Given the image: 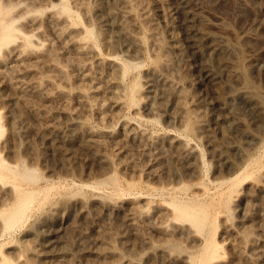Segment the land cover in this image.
I'll return each instance as SVG.
<instances>
[{
	"label": "rangeland",
	"instance_id": "rangeland-1",
	"mask_svg": "<svg viewBox=\"0 0 264 264\" xmlns=\"http://www.w3.org/2000/svg\"><path fill=\"white\" fill-rule=\"evenodd\" d=\"M9 1L23 4L18 23L34 33L33 72L22 79L50 81L51 91L59 85L72 94L50 99L19 90L9 78L10 60L2 56L7 49L0 52V154L21 170H35L27 180L5 176L0 186L18 182L36 190L11 229L2 228L0 216L1 264H44L30 248L44 253L42 240L64 236L72 221L91 236L107 227L110 249L119 255L115 264H163L165 257L195 264L209 241L219 246L210 264H264V0H130L125 19L118 14L122 0H68L77 16L61 24L69 38L60 39L48 16L60 13L62 0ZM186 11L225 43L222 59L202 45ZM124 25L138 43L127 41ZM84 27L93 28L91 38ZM72 35L95 44V51L77 54L70 48ZM51 51L68 69L67 79L51 67ZM74 61L91 65L92 83ZM156 67L173 81V93L155 79ZM87 89L92 108L76 95ZM82 127L92 131L106 158L82 147L87 134L69 141L56 131ZM67 199L117 202L119 209L109 205L86 216L77 208L74 216L54 214L45 222ZM175 201L193 212L205 209L204 225L181 218ZM78 243L74 238L72 247Z\"/></svg>",
	"mask_w": 264,
	"mask_h": 264
},
{
	"label": "bare ground",
	"instance_id": "bare-ground-1",
	"mask_svg": "<svg viewBox=\"0 0 264 264\" xmlns=\"http://www.w3.org/2000/svg\"><path fill=\"white\" fill-rule=\"evenodd\" d=\"M129 1L130 0H122V7L121 8L119 7L120 11L117 10L119 12L118 14H120L119 17H121L122 19H125V17L128 16L129 13L132 12V10H131V12H130V10H128V8L131 6ZM60 5H61L60 13L57 11V12H53V13L49 14V16H48V20L50 23L49 25L54 27L53 29L56 32V36L58 37V39L65 38L66 36H68V38H69V33L66 32L68 30H65L61 24L62 23L64 24L66 19H67L66 23H68V18L74 14H75V16H77V13L75 10L73 11V9L69 6L68 0H62ZM111 6H113V5H111ZM22 7H23L22 3H16V2L9 1V0H0V52H2V50H4V48L7 49L6 51H4L2 53V56H4L3 57L4 59H5V57H7V59H9L10 63H11V64L9 63L10 64L9 69H10L12 74L9 73V74H11L9 78L11 79V81H13V80L16 81L13 84L17 83V87L19 88V90L21 89V91H23V90L25 91L26 89L28 90L30 88V90L33 92V94L35 93L37 95H44L45 97L50 98V99H52L56 95L58 96L59 94H64L65 96L68 95V97H69L72 94V92L67 91L65 89H62V87L60 88L59 85H57V86L54 85L55 88L53 91L48 89L49 88L48 85H49L50 81H48V84H47V82L44 81L43 79H36V80L33 79L32 80L30 78V81L29 80L25 81L24 79H22V76H24L25 74H28V73H30V71H32V67H31L32 63L31 62H33V61L30 60L31 62H29V59H31L29 55L31 53L33 54L35 52L34 33L29 34V33L24 32L18 23V22H21V21H19L20 18L18 16L21 12L20 10H22L21 9ZM108 10H110V9H108ZM28 12H30V9ZM188 13H189V17L187 19V21H189L188 26L192 27L194 30H196L197 33H199L200 37L203 38L202 45L204 44V46H206L207 50L209 51V53L211 55H214L218 59H222L223 50L225 49V47H227L225 45V43L223 41H217V38L215 36L207 34L204 31V29L201 28V24H200L201 19L195 13L191 14L190 11H188ZM188 13L186 11V14H187L186 16H188ZM32 21H33L32 23H34L35 25L39 24V22H36L35 18ZM28 22H31V21H28ZM186 24H187V22H186ZM126 26L127 25H124L123 31H124V36L126 37L127 41L130 44L131 43L132 44L138 43V41H139L138 38L136 36H134L133 34H131L130 32H128V29ZM84 31H85V36L87 38H89V37L91 38L94 34V30L91 27H84ZM19 35H21L23 37V42L18 41ZM76 37H74V36L70 37L69 44H70V48H72L77 54H87V53L89 54L90 52L95 51V48L97 47V46L95 47V44H89L87 41L84 40V38H82V36H81V38L80 37L76 38ZM38 41H36V42H38ZM69 44H68V46H69ZM131 47H132V45H131ZM51 53L50 54L52 57L51 56L50 57L53 59L51 67H53L55 69L54 71L57 72L59 77H63V78L68 77L67 76L68 69H66V66L57 61L55 52L51 51ZM96 54L98 55L96 57V58H98V60L96 59L98 61V63H104L101 60L102 58L101 59L99 58V54L97 52H96ZM35 57L36 56H34V58ZM32 59H33V57H32ZM163 63L161 65V67L164 66ZM72 66H74V68H76L83 75V78L87 79L88 81L90 80L91 83H92V81L95 80L94 75L89 72V68L91 67V65L88 62L85 63V62H80V61H74V62H72ZM124 67H126V65ZM161 67H160V69H162ZM156 68L157 69H155V68L153 69V75L155 76V79L160 81L161 84L164 85L165 88H167L166 89L167 91L173 93L175 91V86L173 85V81L170 79V77H168L165 73H163V71H162L163 69L160 70V69H158L159 67H156ZM127 69H128V67H127ZM89 91L90 90L87 89V90L79 91L76 93L80 103H82L84 106H86V108H92L93 105L95 106V104H93L88 99V95L90 94ZM133 98H135V97H133ZM136 100H134V101H136ZM32 108H33V106H32ZM35 110L33 109L34 112H35ZM101 110H104V107L100 106L98 111H101ZM20 116L21 115H18V116H15L14 118L18 117L19 118V119H17V121H18L21 119ZM21 121H22V119H21ZM18 122H20V121H18ZM13 123L14 122H12V124ZM15 123H16V121H15ZM3 127H4V125L1 122V115H0V137L5 132V129ZM75 128H77V127H75ZM11 131L13 133L15 132L14 124H13V127L11 128ZM56 131L58 133H60L61 136H63L65 139H67L69 141L74 135L78 136L80 134H82V135L87 134V136H89V140L86 139V141H82V144H83L82 147L84 149H86L90 153L91 156L93 155L94 158L104 159L105 156L101 153L100 148H99L101 146V144L97 141V138L95 139L92 136V131H90V129L88 127H86V128L82 127V129H74L71 132H63V130H59V129H57ZM91 136L94 139H92V138L90 139ZM80 137H82V136H80ZM9 145L10 144H8V147H9ZM13 147H15V145ZM13 147L11 146V148H8L10 154H12V155L17 152L16 151L17 149L13 148ZM64 154H66V153H64ZM0 166L3 169V170L2 169L0 170V179L5 177V176L9 177L10 175H11V177L13 176V179H15V177H20V178H22V180L23 179L27 180V179L35 177V176H33L35 174H33V175L31 174L32 172L35 171V170L33 171V168H29L27 166L28 168H26L25 170H23V169L21 170L19 168L20 165L17 166L15 164H12V163L5 161V159H3L1 154H0ZM111 180H113V178H111ZM35 197H36V190L24 187L23 185H21L18 182H15L13 184V186L10 188H9V186L8 187H6L4 185L0 186V203L2 206H4V207H1L2 209H0V216L2 217V221H4V223H3L4 226L1 224L2 228H5V230H9L14 225H16V223L19 222L24 217L25 213L27 212V208L29 207L28 205H30V203L35 199ZM109 205H110L109 202H107V201L104 202L103 200H97V199H85V200L84 199L83 200H81V199H67V200H64L60 204L59 208H57L55 212L50 213L49 215H47L43 219L45 222H48L49 220H52V218H54L53 217L54 214H60V213H66V212L68 214L74 216L73 212H75V210H78V209L87 216L88 213L90 215L91 211L93 212V215L94 214L100 215L107 208H111L112 206L116 209L118 208L117 202L113 203L112 206L110 205L111 207H109ZM173 206H174V209L181 212V214L183 216L182 217L180 215L181 218L189 219V220L193 221L192 222L193 224L197 223L196 224L197 226L200 225L202 227L204 225V222H205L206 217H207L205 215L207 212L203 213V211L205 209H203L201 212L200 211L198 212V210L193 212V210H195V209L191 208L188 204H185V203L180 202V201L173 202ZM72 222H73L71 224L72 229L68 230L64 236H62V237L57 236L56 239L48 236L47 238H45V240H42L47 247V249H45L44 253H40L39 251H37V249H38L37 247H36V250L34 248H30L32 250V253H31L32 258L34 259L36 257H40L43 260L44 264H78L79 259H83V258L85 259L86 264H115L116 263L117 257H119V255L117 256L116 255L117 253H115L114 251H112L110 249V247H111L110 241H109L110 236L108 234L107 227L103 226L104 227L103 230L99 231L96 235L91 236L87 232H85L84 230H81L80 228L76 227L75 221H72ZM200 226H198V227H200ZM75 228L77 230H75ZM74 238H77L78 242H79L78 243L79 245L77 246V248L72 247ZM36 239H37V237H36ZM252 240H253V238H252ZM209 242L210 243L208 244V246H205L206 249H204L205 252L203 254V259L202 260L200 259L201 260L200 262L199 261L196 262L197 264H210V259L214 258L217 255V251L219 250V246H217L213 242L211 243V241H209ZM263 253H264V250H263ZM161 258H164V257H161ZM174 258L173 257L172 258L171 257H165L163 262L165 264H175V263H173ZM199 258H200V256H199ZM5 259L2 258V260H5ZM7 261H8V259H7ZM159 261H161V263H162L161 259ZM194 261H195V259H194ZM0 264H1V262H0ZM123 264H132V263L126 262Z\"/></svg>",
	"mask_w": 264,
	"mask_h": 264
}]
</instances>
